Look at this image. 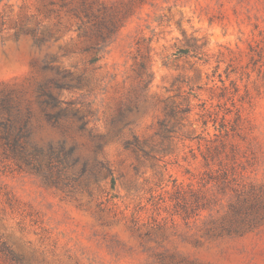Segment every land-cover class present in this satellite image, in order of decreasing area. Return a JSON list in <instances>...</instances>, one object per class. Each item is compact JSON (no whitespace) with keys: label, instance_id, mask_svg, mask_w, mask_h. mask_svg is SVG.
Listing matches in <instances>:
<instances>
[{"label":"rangeland","instance_id":"1","mask_svg":"<svg viewBox=\"0 0 264 264\" xmlns=\"http://www.w3.org/2000/svg\"><path fill=\"white\" fill-rule=\"evenodd\" d=\"M56 67L95 115L55 182L0 146V238L23 264H264V0H0V98L36 109ZM121 115L167 151L94 160L88 125Z\"/></svg>","mask_w":264,"mask_h":264},{"label":"trees","instance_id":"2","mask_svg":"<svg viewBox=\"0 0 264 264\" xmlns=\"http://www.w3.org/2000/svg\"><path fill=\"white\" fill-rule=\"evenodd\" d=\"M107 42V40H103ZM47 63L41 66L46 70ZM53 75L44 76L36 87V109L30 101L24 104L12 93L0 98V146L3 153L12 158L22 169L40 175L44 180L57 181L61 169L72 166L79 159L78 142L72 138V126L83 131L89 118L95 115V110L86 103V109L76 106V100L61 97L55 90H71L78 87L82 81L81 74L72 75L70 71L56 67ZM38 110V114H36ZM172 113V112H170ZM120 116L115 121H121ZM35 119V122L34 120ZM44 123L59 129L62 137L56 142L53 140L36 141L35 133ZM161 136L167 138L171 127L163 119L159 121ZM71 139V141H69ZM100 142L97 143V147ZM126 148L149 155L155 150L167 151L166 147H146L135 135L123 143ZM102 165V164H101ZM0 256L9 264H23L20 255L0 238Z\"/></svg>","mask_w":264,"mask_h":264},{"label":"clouds","instance_id":"3","mask_svg":"<svg viewBox=\"0 0 264 264\" xmlns=\"http://www.w3.org/2000/svg\"><path fill=\"white\" fill-rule=\"evenodd\" d=\"M76 56H80V53H75ZM67 67V65H65ZM88 128L92 130V135L95 136L100 144L97 151L99 156H94V160H105L115 159L116 157L109 153V148L112 145H121L127 140H130L132 135L136 134L135 129L131 121L121 118V123L118 127L105 126L92 128V125L89 124ZM120 152L123 149H118Z\"/></svg>","mask_w":264,"mask_h":264}]
</instances>
